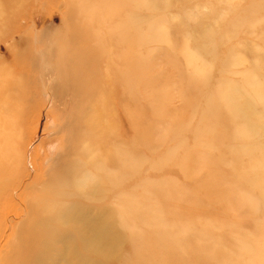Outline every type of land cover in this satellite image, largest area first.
I'll list each match as a JSON object with an SVG mask.
<instances>
[{
  "label": "rangeland",
  "instance_id": "obj_1",
  "mask_svg": "<svg viewBox=\"0 0 264 264\" xmlns=\"http://www.w3.org/2000/svg\"><path fill=\"white\" fill-rule=\"evenodd\" d=\"M71 205L114 220L112 256L56 238ZM71 244L264 264V0H0V264Z\"/></svg>",
  "mask_w": 264,
  "mask_h": 264
},
{
  "label": "bare ground",
  "instance_id": "obj_2",
  "mask_svg": "<svg viewBox=\"0 0 264 264\" xmlns=\"http://www.w3.org/2000/svg\"><path fill=\"white\" fill-rule=\"evenodd\" d=\"M231 109L234 111L232 105H231ZM232 110H231L230 114L232 113ZM232 114L236 117V119H242L243 118V116L241 114H234V113H232ZM249 125H250V121L248 122V127H249ZM7 142H8V139H7ZM5 145H8V144L6 143ZM60 209H62V210L56 211V214L52 215L51 219H53L55 216H56L55 218H57V220L60 218L58 223H61V221H62V223H63V221L65 223H68V220H70V222H71L70 227L74 228L71 225L76 223L75 227L78 228V229H76V231L74 233H72L73 231L71 232V229H70L71 233L70 232L68 233L67 231L64 233H61V231L59 232V230H57V233H55L56 238H58L59 241H61L65 247L68 248V238L71 241V243H73L74 238H78L83 244V246H82L81 242L79 241V244H81V246H82L81 249L85 248L87 250H92L95 252V255H97L96 252L100 253V256L101 255L103 256V259H105L108 256L110 257V255L112 256L111 252H113L115 250V248L116 249L119 248L118 233H117L118 231H116V229L113 225L114 220L109 221V219H106L104 216V214H105L104 210L103 211H96L95 215H91L87 208H81V206H79V205H71L69 208H68V206H62ZM68 214H69V217H68ZM58 216H59V218H58ZM72 222H74V223L72 224ZM79 223L81 224V228L77 227L78 226L77 224H79ZM67 228H68V226H67ZM67 228H64V229L66 230ZM50 234H52V233H50ZM50 234H47V235H50ZM75 242H78V241H75ZM73 247H72V244L69 247V248H71V251H72V253H70L71 256L74 255L76 258H78L79 261H82V264H100V262H94L93 261L94 259L89 258L88 255H91V254L86 255L83 253H79ZM85 249H83V250H85ZM60 250H62V249L60 248ZM87 250H85V251H87ZM63 252L65 255H64V257H62L63 258L62 260H64L66 257L68 258V252L66 251V248L63 250ZM63 252H61V253H63ZM94 252H93V254H94ZM58 256H63V254H60ZM98 258H99V256H98ZM101 258H100V260H101ZM43 259L44 258H42L41 255L38 254V252L36 253V255H34V261L36 264H42L44 261L42 263H40V261ZM103 259L101 260V263L103 262ZM49 260H50V258H49ZM67 260L68 259L64 260V264H68ZM107 260L108 259H106V261ZM48 264H49V262H48Z\"/></svg>",
  "mask_w": 264,
  "mask_h": 264
}]
</instances>
